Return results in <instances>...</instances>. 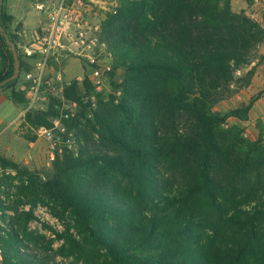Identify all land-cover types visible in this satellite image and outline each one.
Returning <instances> with one entry per match:
<instances>
[{
  "label": "trees",
  "instance_id": "16d2710c",
  "mask_svg": "<svg viewBox=\"0 0 264 264\" xmlns=\"http://www.w3.org/2000/svg\"><path fill=\"white\" fill-rule=\"evenodd\" d=\"M2 2L0 83L15 71L14 51L19 75L29 70ZM101 39L114 56L111 94L95 95L84 77L65 86L63 100L25 115L31 128H50L63 105H75L63 121L73 144L56 152L50 176L0 156L31 210L41 204L71 220L78 239L58 235L60 253L84 264H264V142L225 127L228 118L246 121L261 92L213 111L264 63V25L231 0H118ZM17 80L0 88L25 104ZM11 210L0 197V220ZM31 219L0 225L1 264H55L44 236L27 231Z\"/></svg>",
  "mask_w": 264,
  "mask_h": 264
},
{
  "label": "rangeland",
  "instance_id": "374dc122",
  "mask_svg": "<svg viewBox=\"0 0 264 264\" xmlns=\"http://www.w3.org/2000/svg\"><path fill=\"white\" fill-rule=\"evenodd\" d=\"M19 1L20 0H13V2L16 3V5L21 9L22 13H27V15L31 16L35 20V24H37L43 18V14L34 9V4L36 2H39L40 0H24L25 3L22 5L18 4ZM42 1L43 0H41L40 2ZM110 1L111 0H105L106 3H110ZM247 2L251 6V2L254 3V0H247ZM117 6L118 2L116 7ZM116 7L110 8L109 6H107L108 10L110 9L109 11L107 9H95L93 11L94 16H92L94 18V21H98L101 24L106 14L114 11ZM234 10L239 11V7L235 6ZM250 14L254 16V18H262L264 17V10H258L257 12L253 11ZM11 32L13 35H16L13 30ZM16 37L18 44V42H20V38L17 35ZM30 41L33 42L32 39ZM262 45H264V43L259 46L258 53ZM21 51L22 48L19 49V54L22 58ZM22 60L25 64H27L24 58H22ZM56 70H58V66L53 63L51 69V77L55 74ZM61 70H66L67 76L71 78H64L63 73V79L65 83H67V85H69L72 81L81 82L84 77H86L85 67L82 65V62L77 60L76 58H72L68 62V64H63ZM24 73H20V75L17 77L18 80L15 86V90L21 93H23L22 88L24 84ZM243 73L244 72L242 71L239 74L237 73L236 75L237 77H240ZM120 74L121 71H118L116 73V76L114 78L115 82H118L120 80ZM78 76H80V78L76 79L75 77ZM240 90L230 98L222 101L220 104L218 103L217 105H215L213 111L223 115L232 109H235L242 105H246L257 94L256 93L253 96L246 98L247 96H245V94H241ZM111 92L112 86L110 85L109 81L107 85L106 97L104 98L106 99L111 94ZM94 94L98 95L95 92ZM262 95H264V89L261 90L260 97ZM51 98L52 96L47 94L46 101L43 102V104L39 105L38 109L45 110ZM92 99H94L95 101L94 96H92L91 100ZM25 105L26 103L22 104L14 100L9 89L0 88V156L15 162L30 171L36 172L37 174H39L41 179H47L50 176L51 165L56 152L61 153L64 147H68L67 144H73L74 132L67 131V134L63 136L61 143L57 144L54 150H51L49 142L39 138L37 135V131L40 127L34 129L25 123V115L27 114L25 113ZM69 106L70 104L63 105L60 109V113L70 112L71 110ZM73 112H75L74 108ZM254 116L252 119L253 121L251 120V123L249 125L251 128H253L251 130L249 129V126H240V124H238L240 121L235 118H228L226 120L225 127L239 126L243 130V136L246 139H249L251 141L260 139L262 142H264V122H262L258 118H255ZM256 133H258V135ZM19 186L20 182L16 176V173L13 170L3 169L0 167V197L4 201L5 205L13 209L6 212V222L0 220L2 228H7V223L10 222L16 214L19 215L22 213L31 212L33 219H31L27 223V231L34 233L35 235L44 236L45 241L42 244V247L44 249L42 250H45V252L43 251V253L50 257V259H52L55 264H84V262L79 258L77 254L71 255L60 253V249L64 247L65 243L64 239L58 238V235H63L69 230L68 232L72 234L76 239H78L76 231L71 228V220L69 219V217L66 216V218L62 220L58 218L63 222L64 225V228L59 229L55 225V223L52 222L50 218L52 214L47 207L38 204L34 209H30V205L27 199L18 193ZM48 242H50L51 244L49 248L46 249ZM29 247L30 250H36L40 252L39 249L35 248L31 244H29Z\"/></svg>",
  "mask_w": 264,
  "mask_h": 264
},
{
  "label": "built area",
  "instance_id": "2783aa9c",
  "mask_svg": "<svg viewBox=\"0 0 264 264\" xmlns=\"http://www.w3.org/2000/svg\"><path fill=\"white\" fill-rule=\"evenodd\" d=\"M117 2L118 0H111L110 3L105 0H43L35 5V10L43 14V21L33 42L21 51L22 58L29 66V70L23 75L25 113L39 110L38 107L46 101L47 94L63 100L67 83L63 79L64 70L61 68L72 58L82 62L86 78L94 92L106 97L110 73L114 68V56L101 39V24L94 21L92 16L95 9L108 10L107 6L116 7ZM53 63L58 66V70L51 77ZM69 107L70 112L60 113L59 117L51 120L50 128L40 127L37 131L39 138L49 142L51 150L67 134L63 121L75 114V105ZM67 145L71 147L72 144ZM50 218L59 229L64 228L63 222L57 217L52 215Z\"/></svg>",
  "mask_w": 264,
  "mask_h": 264
},
{
  "label": "crops",
  "instance_id": "0c3cea01",
  "mask_svg": "<svg viewBox=\"0 0 264 264\" xmlns=\"http://www.w3.org/2000/svg\"><path fill=\"white\" fill-rule=\"evenodd\" d=\"M40 1L34 4V9L36 4L41 3ZM24 3H25L24 0H20L18 2V4L20 5ZM2 6L5 14L10 19V30L11 31L13 30V32L16 33V35L20 38V42H18L17 44L18 48L20 49L30 46V44L32 43L30 40L31 39L34 40L36 33L39 32V28L43 21V18L37 24H35V20L31 16L27 15V13L26 14L22 13L21 9L16 5V3L13 2V0H3ZM235 6L239 7V11H245V13L248 16H250L252 19H254L256 22L264 25V17L254 18V16L250 14L253 11L257 12L258 10L261 11L264 10V0H254V3L251 2V6L247 2V0L246 1L231 0V7L233 11H235L234 10ZM239 11H235V12H239ZM259 54L264 55V45L261 46L259 50ZM70 60L67 61V64ZM63 73H64V78L71 79L70 77L67 76L66 70H64ZM75 78L79 79L80 76ZM262 89H264V63H260V64L258 63L255 68L254 75L251 78L250 85L240 90V93L245 94V96H247L246 98H249L250 96H253L256 93L261 92ZM253 116L264 122V95L259 97L254 102L248 114L249 118L244 122L238 121L239 122L238 124H240V126L242 127L249 126L251 120L253 119ZM249 129L251 130L253 128L249 126ZM256 134L258 135V133Z\"/></svg>",
  "mask_w": 264,
  "mask_h": 264
},
{
  "label": "water",
  "instance_id": "95a60500",
  "mask_svg": "<svg viewBox=\"0 0 264 264\" xmlns=\"http://www.w3.org/2000/svg\"><path fill=\"white\" fill-rule=\"evenodd\" d=\"M0 31L2 32L1 27H0ZM2 34L6 39H8L7 34H5L3 32H2ZM13 55H14V60H15V71L10 78H8L5 81H3L2 83H0V87L6 85L7 83H9L13 80H15L19 76V61L17 59V54L15 53V51L13 52Z\"/></svg>",
  "mask_w": 264,
  "mask_h": 264
}]
</instances>
